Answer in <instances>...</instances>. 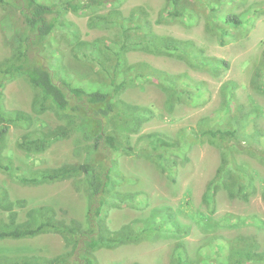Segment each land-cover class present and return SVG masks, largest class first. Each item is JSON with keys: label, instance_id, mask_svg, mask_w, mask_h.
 Masks as SVG:
<instances>
[{"label": "rangeland", "instance_id": "1", "mask_svg": "<svg viewBox=\"0 0 264 264\" xmlns=\"http://www.w3.org/2000/svg\"><path fill=\"white\" fill-rule=\"evenodd\" d=\"M55 2L62 5L65 0ZM168 7L169 0H110L91 11L75 13L68 9L64 17L75 24L79 37L71 35V38L63 28H57L50 35L52 49L44 52L45 64L58 78L66 75L80 81L98 77L96 67L78 57L80 50L92 40L119 37L121 22H142L144 18L157 34L182 43L189 41L203 51L198 60L194 55L186 59L142 50H132L127 55L131 63L146 62L170 74L187 75L202 82L209 95L197 104L182 101L169 109L162 82L151 74L129 85L121 95L120 99L127 103L151 109L152 115L144 118L136 131L129 129L135 154L120 158L124 175L120 173L114 178L112 189L119 196L107 199L104 223L110 231L131 226L134 232L144 231V235L137 241L97 250L94 255L98 264H175L179 244L198 264H211V259L217 264L224 259L228 243L237 246L239 236L255 237L261 250L264 249V160L261 158L264 155V0H214L205 7L198 6L194 0L188 4L191 21L187 15L176 19L164 17ZM206 13H210L208 18ZM231 14L244 23L234 27L226 22ZM114 17L121 25L112 23ZM25 27L20 5L15 0L0 4V77L19 49H23L19 37ZM232 29L235 35L222 37ZM28 55L30 59L43 56L36 55V48L29 49ZM204 58L209 62L207 65L199 61ZM218 65L220 72L214 70ZM231 83L235 86L234 95L227 97ZM39 93L23 75L10 76L4 82V108L14 111L21 121L12 124L5 140L0 142L2 163L10 167L0 169V196L6 194L8 200L0 199V219L15 217L22 221L29 209L49 205L66 220L75 219L87 225L89 197L83 176L40 184L20 181L44 169L77 164L84 159L90 143L81 130L75 129L69 137L51 144L43 152L27 153L22 149L20 142L24 137H37L63 124L52 110L40 111L35 107ZM228 127L238 129V145L224 149L207 136L198 139L202 130ZM149 134L152 144L164 145L159 150L165 153L162 161L148 158L147 151L138 149ZM219 168H222L221 178L217 183L215 209L211 212L203 194L210 181L218 176ZM224 181L229 184L237 181L239 186L230 195V189L223 187ZM164 212L170 214L171 223L174 219L184 227L177 235L162 216ZM201 219L204 221L198 224ZM214 235L220 237L216 239ZM72 250L57 233L0 239V262L24 257L48 260L69 252V258L74 259Z\"/></svg>", "mask_w": 264, "mask_h": 264}, {"label": "trees", "instance_id": "2", "mask_svg": "<svg viewBox=\"0 0 264 264\" xmlns=\"http://www.w3.org/2000/svg\"><path fill=\"white\" fill-rule=\"evenodd\" d=\"M5 1L0 0V4ZM15 1L20 5L26 27L19 37V46L23 49H19L18 55L2 71L3 76L0 77V142L5 140L10 126L21 121L16 117L14 111L4 108V82L10 76L23 75L40 91L35 98V107L40 111L52 110L63 121V124L57 125L37 137H24L21 139L20 147L27 153L43 152L51 144L69 137L75 129L81 130L90 143L85 150L84 159L77 164H63L44 169L29 177L20 178V181L40 184L83 176L89 204L86 216L87 225H83L75 219L66 220L63 215L58 214L55 207L49 205L29 209L27 218L22 221L15 217L9 220L0 219V239H19L43 233H57L62 235L67 244L71 246L76 258L70 259L69 252L48 260L24 257L1 261L0 264H98L94 255L97 250L137 241L144 235V231L134 232L131 226H125L118 231H110L104 223L105 214L108 211L107 199L119 196L112 189L115 185L114 178L120 173L124 175L120 169V158L122 155L135 154L129 139V129L136 131L140 122L152 115L151 109L127 103L120 99L121 95L129 85L141 81L149 74L154 75L162 82L161 87L168 96L169 109H173L177 102L182 101H191V103L197 104V101L201 99L203 101L209 95L202 82L193 80L187 75L170 74L152 67L146 62L131 63L128 61L127 55L129 51L142 50L155 55H179L186 59L189 55H194L197 59L203 55V51L189 41L182 43L174 38L157 34L145 18L142 22L135 20L130 24L123 21L121 25L119 19L114 17L112 23L121 25L120 36L112 40L95 39L87 42L78 53V57H83L85 61L96 67L97 73L100 75L92 78L93 80L84 78L80 81L66 75L58 78L52 68L46 65V56L44 55L45 50L52 49L50 35L61 27L68 32L70 37L71 35L79 37L75 24L64 17L68 9L75 13H80L81 10L91 11L110 0H65L62 5L57 4L55 0ZM115 1L120 2L121 0ZM187 1L169 0V7L164 11V17L176 19L187 15L189 19L188 4H193L194 0ZM210 1L214 0H195L198 6L203 7ZM67 5L70 6L67 7ZM196 12L198 13V11ZM191 16L194 15L191 14ZM197 16H195V20H197ZM209 16L210 13L207 14V18ZM225 21L234 27L244 23L243 20L232 14L227 16ZM210 27L218 32L215 26L210 25ZM234 32L235 29H232L230 33L226 31L221 36L224 37L231 33L235 35ZM224 38L228 39V37ZM77 42L81 43L80 40ZM72 43H74L73 40ZM31 48H36V55H43L42 59H30L28 52ZM199 61L202 65L209 63L206 58ZM220 67V65L214 66V70L220 72ZM234 87L233 83L228 86L227 97L234 95ZM237 131L238 129L230 127L225 129L210 128L202 130L198 139L207 136L209 141L226 149L228 146L239 144L236 140ZM151 137L152 135L149 134V138L144 139L138 149L142 148L147 151L148 158H153L158 162L162 161L165 153H159V150L164 145L152 144L149 141ZM2 157V146H0V169H10L8 165L2 163ZM261 158L264 160V155ZM161 166L163 165L161 164ZM219 169L218 176L210 181L203 194V200L211 207V212H214L215 209L217 183L221 178L222 168ZM232 179L230 176V180ZM223 183L224 188L230 189V195L239 186L237 181L231 184L227 181ZM232 186L234 189L231 190ZM252 188L255 189V186ZM0 199L6 201V194L0 196ZM162 216L170 222V230L174 235L182 231L181 227L183 226L179 222L173 219L171 223L170 214L164 212ZM203 221L201 219L197 222L202 224ZM214 237L217 239L220 236L214 235ZM237 239L236 247L223 239L228 243V249L224 259L217 264H264V249L261 250L255 237L239 236ZM181 245L179 244L176 248L175 264H198V260L189 258L186 248ZM215 261V259H211V264H216Z\"/></svg>", "mask_w": 264, "mask_h": 264}]
</instances>
